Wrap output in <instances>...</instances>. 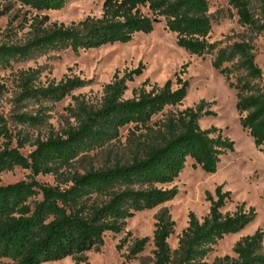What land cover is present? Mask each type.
Masks as SVG:
<instances>
[{"label": "trees", "instance_id": "trees-1", "mask_svg": "<svg viewBox=\"0 0 264 264\" xmlns=\"http://www.w3.org/2000/svg\"><path fill=\"white\" fill-rule=\"evenodd\" d=\"M15 1L37 11L59 10L68 2ZM229 5L246 30L242 40L231 45L221 46V41L209 39L213 19L209 0H105L101 17H87L78 24L47 27V18L35 21L26 41L0 44V67L7 68L38 52L71 48L79 53L127 43L137 33H151L163 18L167 29L176 33L179 47L190 54L213 56L212 65L237 90L242 127L256 147L264 150V70L256 62L254 44L264 33V0H229ZM141 70L122 78L116 74L97 105L77 98L75 106L69 108L74 123L59 130L52 128L43 137L32 138L21 132L15 135L0 114V138L4 139L0 172L22 167L33 175L51 174L57 182L48 185L32 179L0 184V257L15 264H41L67 257L75 264L87 263L85 253L99 251L107 232H122L136 212L176 197L178 189L164 185L179 177L189 158L194 160V167L213 174L222 155L234 150L235 142L219 128L201 127L200 119L214 114L205 103L170 114L157 125L152 123L166 107L183 102L189 81L176 74V81L170 79L150 90L137 88L133 97L126 98V82ZM233 73H237L236 82L231 81ZM35 79L34 73L23 74L21 99L60 101L85 84L79 77L48 85H38ZM16 118L30 126L45 122L41 111L35 115L21 113ZM127 125H133L136 132L123 153L108 148L101 166L84 171L74 167L82 154L114 145L121 128ZM26 145L34 147L28 155L21 152ZM216 195V199L209 198L210 210L202 219L190 213L174 250L168 240L176 223L165 213L158 216L153 264H209L208 255L225 235L240 232L255 219L256 209H246L245 203L234 212L223 211L232 195L223 186L216 189ZM149 240L135 238L126 259H137ZM234 252L237 258L231 264H264V231L258 229L240 239Z\"/></svg>", "mask_w": 264, "mask_h": 264}, {"label": "rangeland", "instance_id": "rangeland-1", "mask_svg": "<svg viewBox=\"0 0 264 264\" xmlns=\"http://www.w3.org/2000/svg\"><path fill=\"white\" fill-rule=\"evenodd\" d=\"M104 1L68 0L62 9L43 11L31 9L15 0L1 1L0 44L26 41L32 30L31 24L43 22L45 18L48 20L45 26L50 27L54 24L71 26L87 17H101ZM209 12L213 16L210 41H221V46H226L242 40L246 30L239 24L237 12L229 5V0H209ZM254 44L256 62L264 70V33L257 36ZM212 58L211 54L198 56L179 47L176 33L169 31L165 20L161 18L151 33H137L127 43L108 44L79 53L71 48L38 52L12 62L7 68L0 67V114L5 117L9 129L15 135L21 132L32 138L43 137L52 128L59 130L74 123L69 108L75 106L77 98L97 105L102 100L105 86L116 74L122 78L141 68L140 74H134L133 80L126 82V98L133 97L137 88L150 90L154 86L164 85L170 79L176 81V74L189 81L188 93L183 102L166 107L153 117L152 123L157 125L170 114L205 103L207 110L214 114L203 116L199 121L201 127L207 129L215 126L235 142L234 150L222 155L216 173H206L201 167H194V160L189 158L179 177L164 185L167 188L176 187V197L153 209L136 212L128 219L122 232H107L104 245L99 251H87V263L83 264H153V234L158 216L165 213L176 223L168 240L174 250L178 247L179 235L188 225L190 213L199 219L206 216L211 206L209 198H217L216 189L219 186H223L224 191L232 192L231 199L223 208L224 212H234L238 205L245 203L246 209L254 207L257 215L240 232L225 235L208 255L207 262L231 264L237 258L234 252L236 243L258 229L264 231V150L256 147L248 130L242 127L241 115L236 106L237 90L231 88L226 78L212 65ZM184 65L185 72L182 71ZM24 73H34L38 85L59 83L68 77H79L85 84L60 101L23 100L19 95ZM236 80L237 73H233L231 81ZM41 106L43 108L40 109ZM40 111L45 114V122L38 126L23 125L16 118L21 113L35 115ZM134 132L133 125L121 128V136L113 141L114 145L82 154L76 159L74 167L84 171L101 166L106 150L112 148L119 154L123 153ZM3 144L4 139L0 138V148ZM33 148L26 145L21 148V152L28 155ZM32 179L43 184H57L51 174L33 175L29 169L22 167L0 172L2 185ZM142 237L150 238L145 250L137 259L128 261L126 255L129 247L135 238ZM0 264L15 263L9 258L0 257ZM41 264H75V260L67 257Z\"/></svg>", "mask_w": 264, "mask_h": 264}]
</instances>
